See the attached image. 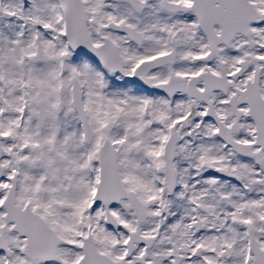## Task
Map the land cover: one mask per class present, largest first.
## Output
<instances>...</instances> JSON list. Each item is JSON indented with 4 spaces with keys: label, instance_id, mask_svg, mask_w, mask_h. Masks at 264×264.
<instances>
[{
    "label": "snow or ice",
    "instance_id": "6c2138e0",
    "mask_svg": "<svg viewBox=\"0 0 264 264\" xmlns=\"http://www.w3.org/2000/svg\"><path fill=\"white\" fill-rule=\"evenodd\" d=\"M0 264H264V0H0Z\"/></svg>",
    "mask_w": 264,
    "mask_h": 264
}]
</instances>
